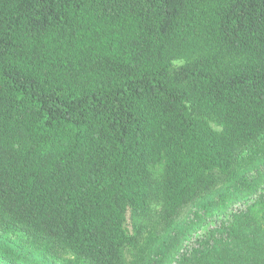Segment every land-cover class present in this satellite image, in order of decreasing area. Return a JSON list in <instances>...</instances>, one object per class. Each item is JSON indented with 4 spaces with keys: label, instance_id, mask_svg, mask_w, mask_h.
Instances as JSON below:
<instances>
[{
    "label": "trees",
    "instance_id": "obj_1",
    "mask_svg": "<svg viewBox=\"0 0 264 264\" xmlns=\"http://www.w3.org/2000/svg\"><path fill=\"white\" fill-rule=\"evenodd\" d=\"M262 138L264 0H0L1 236L163 264Z\"/></svg>",
    "mask_w": 264,
    "mask_h": 264
},
{
    "label": "rangeland",
    "instance_id": "obj_2",
    "mask_svg": "<svg viewBox=\"0 0 264 264\" xmlns=\"http://www.w3.org/2000/svg\"><path fill=\"white\" fill-rule=\"evenodd\" d=\"M213 196L214 200H207L206 206L194 207L197 214L190 209L183 213L181 231L177 235L179 240L170 246L175 247V251L163 264H178L186 250L193 258L199 254L198 259L203 264H218L229 261L228 253L234 249L264 245V138L256 150L240 156L231 178ZM175 232L170 231L162 237L165 230L156 228L148 242L159 246L160 241ZM155 245L149 243L148 250ZM206 245L216 246L209 252L204 249ZM126 253L127 258L131 257L128 250ZM0 261L2 264H48V261L87 264L69 253H62L60 259L48 257L19 234L0 235Z\"/></svg>",
    "mask_w": 264,
    "mask_h": 264
}]
</instances>
